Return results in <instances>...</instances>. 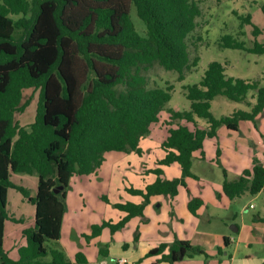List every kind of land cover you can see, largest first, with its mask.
Instances as JSON below:
<instances>
[{
  "label": "trees",
  "instance_id": "obj_1",
  "mask_svg": "<svg viewBox=\"0 0 264 264\" xmlns=\"http://www.w3.org/2000/svg\"><path fill=\"white\" fill-rule=\"evenodd\" d=\"M200 2L0 0V264H87L82 252L72 261L58 245H47L48 241L58 244L61 238L71 178L95 172L102 166L106 152L142 154V138L150 134L152 123L160 120L165 109L171 118L167 123L186 120L194 124V129L181 123L169 127L162 143L166 154L151 169L157 174L156 180L144 189L128 188L144 200L116 203L115 207L127 214L117 223L104 221L93 226L92 235L100 234L106 226L113 232L123 228L133 216H143L151 195L174 197L180 186L190 194L188 208L193 214L205 205L204 197L194 194L187 181L198 177L192 171L194 152L202 150L205 157L204 141L217 136L222 125L239 130L241 121L251 120L259 127L258 117L264 112V84L259 79L229 77L223 63L211 61L199 83L184 86L191 101V109L185 111L168 107L174 83L150 84L148 71L155 65L178 71L183 80L186 71L199 64L203 37L197 36L195 54L190 39L202 15ZM133 4L146 25V36L133 22ZM261 9L264 13V3ZM241 18L254 27L252 44L247 46L244 40L225 34L220 46L264 54V41L259 40L262 29L253 23L250 13ZM28 88L39 90V102L34 121L21 124L17 114L31 102L25 99ZM250 91H255L256 99L251 110L236 109L220 118L211 112L217 95L241 102ZM198 117L207 119L206 127L199 126ZM220 154L218 147V157ZM175 162L181 165L182 175L163 178L162 166ZM13 172L37 173V194L31 196L29 189L14 183ZM10 188L23 192L36 206L35 225L24 229L27 244L19 247L18 259L4 248L6 220H19L7 210ZM261 192L264 162L254 157L252 167L236 178H230L224 168L217 197L234 200ZM148 254H162L161 260L171 264L197 255L210 257L201 246L180 238L163 242Z\"/></svg>",
  "mask_w": 264,
  "mask_h": 264
},
{
  "label": "rangeland",
  "instance_id": "obj_2",
  "mask_svg": "<svg viewBox=\"0 0 264 264\" xmlns=\"http://www.w3.org/2000/svg\"><path fill=\"white\" fill-rule=\"evenodd\" d=\"M200 3L202 15L198 18L199 25L190 39L191 49L193 54H195L197 49L194 47V44L197 36L202 35L203 37L198 51L200 55L199 64L194 69L186 71L183 80L179 79L178 71L166 70L159 65H155L148 71L150 84L152 85L157 84L165 86L167 81L175 84L172 99L168 103V107L174 110L185 111L191 109V101L185 94L184 86L199 83L211 61L223 63L226 68L225 72L229 77L259 79L261 80V84H264V54L252 53L242 49L223 48L220 46L221 37L225 34H232L238 39L244 40L247 46L252 44V40L254 39V27L244 22L241 18L242 15H247L248 13L252 15L253 23L262 29L263 33L259 35V40L264 41V13L261 9V4L264 3V0H201ZM20 16L21 15H13L15 18ZM131 16L137 31L142 36H146V25L138 16L134 4L131 6ZM240 30L244 33L240 34ZM24 92L25 99H30L31 102L24 112L17 114V118L20 120L21 124H30L34 121L36 116L40 92L38 89L34 88L25 89ZM254 93L255 91H250L247 99L241 102L229 99L223 95H217L212 100L211 112L214 116L220 118L225 115H230L236 109L251 110L252 105L256 101ZM168 115V110L165 109L161 111L163 120L165 117H168ZM198 120L199 125L203 127L207 126L206 118L198 117ZM258 122L259 127H256L253 121H251V124L245 121L242 128H239L238 131H229L226 125L220 126L218 129V136L207 144L205 150L206 156L202 158L201 154L198 153L196 158L193 157L192 171L198 177H189L188 181L192 184L195 191L204 195L207 202L206 209L209 210H206L203 216H207L208 211L214 215L211 227L215 231L217 228L221 229L226 227L230 230V234L233 233L235 236H238L237 233L231 231L232 224L243 225L246 226V231L253 237L250 229L254 227V221L258 215L264 217V192L258 195L247 193L235 200H220L216 196L217 190L221 188L224 181V168L228 169L230 178H236L238 176L236 172L237 167H239L238 164L244 167H251L253 164V156L261 159L260 161L264 160V112L259 115ZM253 128L255 131H258L261 141H259V138L256 139V136L253 135L255 132ZM167 130L168 128L164 126L162 128V131H164L163 134H166ZM260 130H262L263 134ZM159 136L160 138L162 137L161 134H159ZM218 146L221 148V151L224 152L222 159L217 155ZM152 149V151H147L142 158L134 154L131 161L134 162V160H136L139 164V169L145 164H147V166H153L156 158L163 153V149L157 145L155 147L152 145ZM136 154L138 155L139 153L136 152ZM237 155L239 156V160ZM124 156V161H127L129 153L117 151L108 152L105 154L104 166L98 169V171H101L100 174L104 177L95 178L94 175L91 176L94 177L96 185L92 186L90 190V194L94 196V198L87 200V209L89 208L90 211L93 210L92 204L99 202L95 199V196H97V192L103 188V184L108 186L110 181H114L115 178L119 181L122 176V181L127 186L137 187L140 182L146 183L153 177L152 174L148 177H142L140 174H137L136 166L132 163L130 165H126V163L121 166L119 165L115 174L113 168L112 172H110V167L113 162ZM127 166L132 167L127 170ZM176 167L177 166L170 168L167 175L170 176L171 174L172 177L175 176ZM109 173L111 178L105 180V175ZM38 179L37 173L28 174L13 172L11 175V180L29 189L31 196L37 194ZM74 183H76V180L73 181V184ZM76 188L75 186L73 190H71V188L68 189L72 199L73 196L76 195ZM251 203H253L255 207H250ZM34 209L35 204L29 200V197L25 196L23 192L17 188H10L7 210L12 217H25V221H20V219L7 220L6 237L4 238L7 247L11 245L12 238L15 236L16 238L20 236L21 239L26 238L23 234L24 229L35 225ZM72 209H74V206H72ZM220 215H223L224 218L221 219ZM207 224L208 223H205L204 226ZM258 225V228L262 229L264 227V222ZM254 238L255 245L252 246V250L261 252L264 249V241H261L258 237ZM47 245L49 247L59 246V243L56 244L55 241H48ZM241 246L248 249V245L244 242H242Z\"/></svg>",
  "mask_w": 264,
  "mask_h": 264
},
{
  "label": "crops",
  "instance_id": "obj_3",
  "mask_svg": "<svg viewBox=\"0 0 264 264\" xmlns=\"http://www.w3.org/2000/svg\"><path fill=\"white\" fill-rule=\"evenodd\" d=\"M170 120V114L168 117H165L164 120L160 114V120L152 123L150 134L143 137L140 142V146L143 148L142 155H137L136 152H131L129 153V157H127V161H124L125 156L115 160L110 167V172H112L113 168L115 174L119 165L121 166L125 163L126 165H130L132 163L136 166V173L140 174L142 177H148L150 174L153 175L149 181L146 183L140 182L135 188L144 189L147 184L154 182L157 178V174L151 172V169L156 168L158 166V160L163 158L166 154L162 143L169 135V127H177L180 123L189 125L192 129L195 127L192 122L186 120H176L170 124L167 123L170 122ZM245 121L246 123L249 122V124H251V120L241 121L240 128H242ZM164 126L168 128L166 134H163L164 131H162ZM199 126L203 127L201 125ZM227 130L231 131L228 127ZM260 131L263 134L262 130ZM159 134L162 135L161 138ZM253 135L256 136V139L259 138V141H261L258 131H255ZM215 137H209L204 141V151L206 150L208 142H212ZM152 145L154 147L157 145L162 148L163 153L156 158L153 166H147V164H145L139 169V164L136 160H134V162L131 161L134 154L139 158H142L147 151L153 150ZM107 153L108 152L105 154ZM198 153L204 158L202 156V150H196L194 152L195 158ZM223 154L224 152L221 151V159L223 158ZM237 158L239 160L238 155ZM262 162H264V160ZM104 163L105 160L102 166H104ZM174 166H177L175 168V176L172 177L171 174L168 176V170ZM238 166L239 167H237L236 171L238 176L244 169L250 168L241 166L240 164H238ZM130 167L132 166H127L126 169L128 170ZM162 167L164 171L161 176L163 178L173 179L182 175V168L178 162L170 165H163ZM98 169L93 173L74 175L71 178L70 188L73 190L75 186L77 187L76 195L73 196L72 199L71 194L69 192L67 193V208L63 218L61 238L59 240V247L64 250L70 260H75L76 254L82 252L88 260L87 264H171L169 261L161 260L162 254L149 255L148 253L151 249L159 246L163 242L171 243L176 238H180L189 240L191 243L201 246L210 257L206 258L205 255H197L194 258L179 260L175 262V264H262L264 262V249L261 252L257 250V252H255V250H252V246L255 245L254 237H258L261 241H264V227L262 229L258 228V224L264 222V217L258 215L254 221L255 225L250 229L253 237L246 231V226L243 225L232 224V227L236 228L237 226L238 230L231 229V231L237 233L238 236H235L233 233L230 234V230L226 227L221 229L217 228L215 231L211 227L214 215L208 211L207 216H203L206 210H209L206 209L207 202L204 195L194 190L192 184L188 181V178L187 181L191 186L193 193L202 195L205 199V205L199 209L197 215L193 214L188 208L190 194L187 188L185 186H180L179 193L174 197L165 194L151 195L149 202L144 208L143 216H133L123 228L113 232L109 226H106L102 229L100 234L93 236V226L102 224L104 221L117 223L127 214L126 211L115 207L116 203H126L129 201L141 203L144 200L142 195L133 194L128 191V188L130 187L122 181L121 176L119 181L115 178L114 181L108 183V186L103 184V188L97 192L95 199L99 202L93 203L92 209L96 210L98 213L93 210L90 211L89 208L87 209V200L94 198V196L90 194L91 187L96 185L94 177L91 176L94 175L95 178L104 177L100 174L101 171H98ZM109 175L110 173L105 175L104 179H110L111 175ZM74 180H76V183L73 184ZM221 188L218 189L217 192L220 191ZM9 194L10 190L8 193V201ZM224 199L227 198L224 197L220 200ZM251 205L254 204L251 203L250 207ZM72 206H74V209H72ZM34 215L36 216V206L34 209ZM15 218L20 219V221H25V217L22 216H15ZM220 218L223 219L224 216L220 215ZM202 222L208 224L204 226ZM6 226L7 223H5V237ZM136 233L139 234L138 240H135ZM25 239H21L20 236L16 238L15 236L12 238V243L8 247L6 246V241H4V248L9 252V255L13 259L19 258L18 249L20 246L27 244V240L25 241ZM226 239H228V241H226ZM242 242L248 245V249L241 246ZM165 252L167 253L168 250Z\"/></svg>",
  "mask_w": 264,
  "mask_h": 264
},
{
  "label": "water",
  "instance_id": "obj_4",
  "mask_svg": "<svg viewBox=\"0 0 264 264\" xmlns=\"http://www.w3.org/2000/svg\"><path fill=\"white\" fill-rule=\"evenodd\" d=\"M55 191H56V192H59V189H55ZM231 229H233V230H238L237 226H236V228L231 227Z\"/></svg>",
  "mask_w": 264,
  "mask_h": 264
},
{
  "label": "built area",
  "instance_id": "obj_5",
  "mask_svg": "<svg viewBox=\"0 0 264 264\" xmlns=\"http://www.w3.org/2000/svg\"><path fill=\"white\" fill-rule=\"evenodd\" d=\"M251 207H253V205H251Z\"/></svg>",
  "mask_w": 264,
  "mask_h": 264
}]
</instances>
